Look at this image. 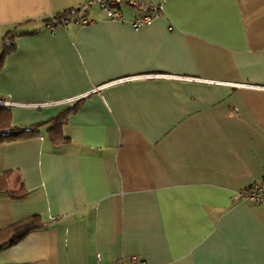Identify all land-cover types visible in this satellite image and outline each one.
<instances>
[{"label":"crops","instance_id":"obj_1","mask_svg":"<svg viewBox=\"0 0 264 264\" xmlns=\"http://www.w3.org/2000/svg\"><path fill=\"white\" fill-rule=\"evenodd\" d=\"M85 1L0 0L10 122L76 103L59 142L45 124L0 145L22 184L0 229L40 224L0 264H264V201L239 196L264 175V0H142L160 13L138 27L119 0L122 20L93 4L47 28Z\"/></svg>","mask_w":264,"mask_h":264},{"label":"trees","instance_id":"obj_2","mask_svg":"<svg viewBox=\"0 0 264 264\" xmlns=\"http://www.w3.org/2000/svg\"><path fill=\"white\" fill-rule=\"evenodd\" d=\"M72 13H77L76 7L69 8L55 14L59 16L60 14L70 15ZM48 20L49 18L47 17L45 22ZM12 43L10 33L7 32L0 46V62L3 54L12 48ZM75 105L76 103L71 104L69 107L64 108L58 114L45 122H37L33 125L25 126L12 124L10 122V113L8 108L0 104V145L16 138L34 135L38 132V129L45 124L48 125L47 132L51 141L53 143L59 142L62 140L61 126L74 111L76 108ZM12 176L13 172L10 170L4 171L0 174V191L11 195L13 194V196H15L14 194L19 195V191L22 190V184L18 181V178H13ZM11 186L13 189L16 187L17 191L11 190ZM37 220L38 219L35 216H32L0 229V248L17 241L29 231L37 228L40 225Z\"/></svg>","mask_w":264,"mask_h":264},{"label":"built area","instance_id":"obj_3","mask_svg":"<svg viewBox=\"0 0 264 264\" xmlns=\"http://www.w3.org/2000/svg\"><path fill=\"white\" fill-rule=\"evenodd\" d=\"M123 2L136 8L139 12L131 21L132 26L135 27L142 25L160 13L158 5L154 2L148 4L144 3L142 0H124ZM93 4L98 5V7L106 13L108 18L112 20H122V14L118 7L120 4L119 0H86L76 7L77 14H79L78 16L72 18L75 13L70 15L60 14L59 16L56 14H50L46 26L48 29H53L55 26L59 25L66 26L71 19H74V22L77 24H87L89 20L86 17V11ZM2 103L8 104L6 101H2ZM239 196L252 203L264 201V175L258 180L253 181L247 187L241 189ZM98 258L99 254H97V259ZM107 264H143V262H140L136 255H129L126 258L112 260Z\"/></svg>","mask_w":264,"mask_h":264}]
</instances>
